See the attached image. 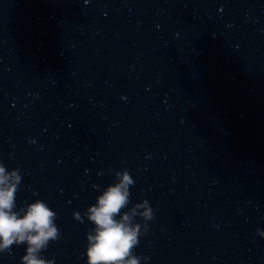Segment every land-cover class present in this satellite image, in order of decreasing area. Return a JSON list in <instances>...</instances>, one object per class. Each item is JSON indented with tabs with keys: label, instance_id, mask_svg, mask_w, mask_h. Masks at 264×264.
Here are the masks:
<instances>
[{
	"label": "clouds",
	"instance_id": "9594fccd",
	"mask_svg": "<svg viewBox=\"0 0 264 264\" xmlns=\"http://www.w3.org/2000/svg\"><path fill=\"white\" fill-rule=\"evenodd\" d=\"M115 176L116 182L108 185L84 213L94 225L86 233V264H139L141 259L134 249L139 237L148 232L146 222L154 218V212L147 200L123 211L130 203L129 189L134 180L127 169L117 171ZM21 179L19 168L8 172L0 162V253L9 252L13 245H26L20 264H54V260L45 259L41 253L50 242L60 239L55 223L57 213L39 199L14 210ZM141 208L143 211L138 212ZM137 216L145 221L143 231L141 224L133 223ZM73 217L81 221L79 212H73Z\"/></svg>",
	"mask_w": 264,
	"mask_h": 264
}]
</instances>
